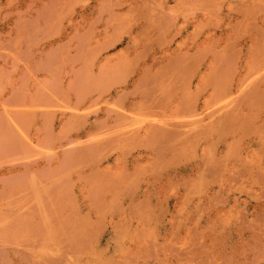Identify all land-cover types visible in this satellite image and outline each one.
Segmentation results:
<instances>
[{
    "label": "rangeland",
    "instance_id": "rangeland-1",
    "mask_svg": "<svg viewBox=\"0 0 264 264\" xmlns=\"http://www.w3.org/2000/svg\"><path fill=\"white\" fill-rule=\"evenodd\" d=\"M0 264H264V0H0Z\"/></svg>",
    "mask_w": 264,
    "mask_h": 264
},
{
    "label": "bare ground",
    "instance_id": "bare-ground-1",
    "mask_svg": "<svg viewBox=\"0 0 264 264\" xmlns=\"http://www.w3.org/2000/svg\"><path fill=\"white\" fill-rule=\"evenodd\" d=\"M134 126V125H133ZM132 128V127H131ZM139 128V127H138ZM165 132V131H164ZM158 133V132H157Z\"/></svg>",
    "mask_w": 264,
    "mask_h": 264
}]
</instances>
